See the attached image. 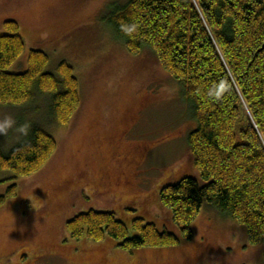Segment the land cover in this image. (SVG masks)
I'll use <instances>...</instances> for the list:
<instances>
[{"label":"rangeland","instance_id":"1","mask_svg":"<svg viewBox=\"0 0 264 264\" xmlns=\"http://www.w3.org/2000/svg\"><path fill=\"white\" fill-rule=\"evenodd\" d=\"M127 1L0 0V33L6 32V21L14 20L25 41L9 71L27 70L31 50L40 49L50 57L47 71L56 72L62 61L73 66L81 94L67 127L50 121L49 97L43 94L24 106L0 105V148L5 153L33 125L58 142L41 170L0 182V194L18 184L17 196L0 207V264H264V239L252 244L246 227L211 203L192 223V239H185L161 202L166 183L184 176L204 183L188 143L197 122L156 54L150 48L130 53L110 25L113 5ZM113 137L120 144L111 148ZM138 145L148 147L145 159L134 151ZM125 152L130 160L137 157L136 164L117 161ZM120 172L125 179L118 180ZM106 173L117 186L102 189L91 183L107 179ZM12 175L2 173L3 178ZM70 180L86 185L67 189ZM92 209L115 212L125 221L142 217L161 231L177 233L180 243L127 251L108 238L73 240L66 223Z\"/></svg>","mask_w":264,"mask_h":264},{"label":"trees","instance_id":"2","mask_svg":"<svg viewBox=\"0 0 264 264\" xmlns=\"http://www.w3.org/2000/svg\"><path fill=\"white\" fill-rule=\"evenodd\" d=\"M110 25L130 53L150 48L180 87L197 127L188 137L194 164L204 181L184 176L160 189L181 230L192 239V223L206 202L247 230L249 241L264 239V0H128L114 4ZM0 33V105L24 106L38 94L49 97L50 121L67 127L81 105L73 66L47 71L49 55L32 49L28 68L10 72L23 54L19 24ZM58 149L57 139L33 125L10 152L0 148V182L31 176ZM3 172H12L7 178ZM18 184L0 194V207L16 197ZM128 211H132L128 209ZM75 241L112 239L127 251L180 243L172 231L136 216L89 210L66 223Z\"/></svg>","mask_w":264,"mask_h":264},{"label":"flooded vegetation","instance_id":"3","mask_svg":"<svg viewBox=\"0 0 264 264\" xmlns=\"http://www.w3.org/2000/svg\"><path fill=\"white\" fill-rule=\"evenodd\" d=\"M128 133H129V131L128 132H126L125 134L123 133V137H125V138H127V136H128ZM123 137H122V139H123ZM120 138L118 139L117 137H113V138H111L110 140H109V143H110V147L112 148V147H115L116 146V144L117 145H119L120 144ZM139 146V147H138ZM138 146H136L135 147V149H134V151H136V154H137V156L138 155H140L141 156V159H145L146 157H147V155L145 154V152L147 151V152H149V149H148V147L147 146H145L144 147V145H143V147H141L140 145H138ZM140 147L142 148V149H140ZM119 156V157H118ZM131 156H130V154L129 153H123L122 155L121 154H119V155H117L116 156V159H117V161L118 162H120L121 161V159H124V160H130L131 158H130ZM136 158V159H135ZM135 158H132V160H130L131 162L130 163H135L136 164V162H137V157H135ZM140 162H141V160H140ZM139 163V162H138ZM137 163V164H138ZM126 167V166H125ZM121 173V172H120ZM125 173V172H124ZM106 174H108V173H106ZM121 175H123L122 173H121ZM126 175V174H125ZM82 176H80L79 177V181H82V178H81ZM121 176L119 175V177H118V180H123V179H125L126 177L123 175V178L121 177ZM111 177H110V175L108 174V178L106 179V178H103V177H101V178H99V180L98 181H95V182H92L91 181V183H93V184H97L99 187H101L102 189L103 188H107V189H110V187L111 186H117V183L115 182V183H112L111 181ZM115 180H116V177H115ZM125 183H127L126 181H124ZM116 184V185H115ZM85 186L86 184L85 183H72V181L70 180V181H67L66 182V184H65V187L67 188V189H74L75 187H80V186ZM120 186V185H119ZM64 187V188H65Z\"/></svg>","mask_w":264,"mask_h":264},{"label":"clouds","instance_id":"4","mask_svg":"<svg viewBox=\"0 0 264 264\" xmlns=\"http://www.w3.org/2000/svg\"><path fill=\"white\" fill-rule=\"evenodd\" d=\"M5 123H6V124H9L10 122H9V121H6Z\"/></svg>","mask_w":264,"mask_h":264}]
</instances>
